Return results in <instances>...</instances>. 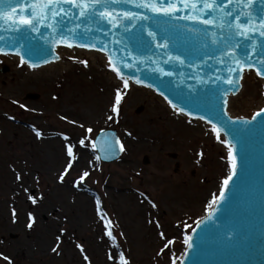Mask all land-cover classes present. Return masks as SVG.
<instances>
[{
	"label": "rangeland",
	"instance_id": "1",
	"mask_svg": "<svg viewBox=\"0 0 264 264\" xmlns=\"http://www.w3.org/2000/svg\"><path fill=\"white\" fill-rule=\"evenodd\" d=\"M63 49L36 68L0 55V264H121V254L128 264H178L230 173L228 145L143 87L116 77L106 87L111 70L98 53ZM263 87L247 72L231 114L260 109ZM103 129L124 146L111 162L93 147Z\"/></svg>",
	"mask_w": 264,
	"mask_h": 264
},
{
	"label": "water",
	"instance_id": "2",
	"mask_svg": "<svg viewBox=\"0 0 264 264\" xmlns=\"http://www.w3.org/2000/svg\"><path fill=\"white\" fill-rule=\"evenodd\" d=\"M33 2L0 0V11L7 10L11 4L14 11L10 15L15 16L24 8L23 18L29 14L26 6ZM142 2L121 0L107 8L97 7L95 15L84 18L79 9L60 0L56 10L62 8L67 15L62 12L56 17L60 21L56 24L49 12L48 20L36 23L37 31L30 27L13 31L7 21H0V37L3 38L0 49L4 50L0 53L17 57L12 54L18 51L29 63L41 66L45 60H57V46L67 47V42L76 48L99 51L108 62L111 60L116 65L125 79L135 84L137 80L143 81L138 85L153 91L170 107L174 104L177 111L184 109L180 113L216 125L225 142L233 146L237 161L235 175L231 169L232 179L227 186L223 184L211 211L191 228V239L188 238L179 264H264V114L256 116L258 110L249 118L232 117L224 103L229 95L239 91L225 82L230 75L228 69L239 68L235 59L242 65L255 66L245 67L244 72L253 70L256 73V67L264 69L261 64L264 37L259 35L258 27L250 40L232 35L227 26L221 31L218 27L221 21L217 17H223L222 11H193L183 8L177 0L178 7L183 10L166 16L136 6ZM192 2L197 3L198 9L203 7V0ZM214 2L233 13L225 18L230 24L236 22L235 17L241 12L251 14L253 25L264 19V0H253L247 7L244 6L246 0L240 5L237 0H232L230 5L227 0ZM101 12L106 13L103 19L99 15ZM125 13L136 15L130 18ZM185 16L216 19L217 23L205 25L199 19H184ZM241 22L247 23V18L241 16ZM48 23L54 24L55 29L44 26ZM69 29L75 31V37L69 35ZM79 44L89 47H79ZM237 44L239 46L234 47ZM232 75L240 85L242 78ZM37 97V94L27 95L31 99ZM94 146L104 162H111L121 154L114 129L100 131ZM172 157L175 158V154Z\"/></svg>",
	"mask_w": 264,
	"mask_h": 264
},
{
	"label": "snow or ice",
	"instance_id": "3",
	"mask_svg": "<svg viewBox=\"0 0 264 264\" xmlns=\"http://www.w3.org/2000/svg\"><path fill=\"white\" fill-rule=\"evenodd\" d=\"M59 2L60 0H34V2L31 5L26 6L29 14L26 16H23V18L21 17V14L25 11V9L21 8L20 11L17 12L15 16H11L10 12L14 11V9H13V6L9 4L7 7V10L0 11V21H7L10 25H12L13 31L19 30L22 27H30L33 31H37V28L35 27L36 23L40 21L48 20L49 12H51L52 19L54 20H56V17H59L62 12L64 13L65 16L67 15V13L64 12V9L62 8L59 11L56 10V6L59 4ZM119 2H121V0H64V3H67L71 5L72 7L79 9L80 16L84 18H87L89 14L95 15L97 7L104 6L105 8H107L108 6H110V4H115ZM123 2H128V0H123ZM227 2L230 5L232 3V0H227ZM252 2L253 0H246V3H244V0H237L238 5L244 3L245 7L250 6ZM179 3L183 5V8H191L193 11L199 10L203 12L205 9L209 13L222 11L223 17H217V19L221 21L218 27L222 31L224 27L227 26L229 28V32L236 37H241V38L250 40L252 36L256 33L257 27L259 28V35L261 37H264V19H259L258 25H253L252 17L250 13L241 12L240 15H237L235 17L236 22L234 24H230L227 22L225 18L231 17L233 13L230 11H227L224 7L220 6L219 4H216L214 0H203V7L200 9L197 8V3H193L192 0H179ZM136 6L146 7L156 14H162L166 16L173 15L176 12L183 10L181 7H178L177 0H167V2H165V0H143L142 3H139ZM105 14H106L105 12H101L99 14L100 18L103 19L105 17ZM107 15L110 16L111 13L109 12L107 13ZM135 15H136L135 13H131V14L125 13V16H129L130 18H135ZM241 16H245L247 18V23L241 22ZM189 18L199 19L198 17H189V16L184 17V19H189ZM199 22L205 25H216L217 20L216 19H212V20L199 19ZM59 23L60 21L56 20V24H59ZM44 26L55 29V25L52 23H48ZM77 27H79V25H77ZM69 35L72 37H75L76 33L73 29H69ZM149 35L151 36L152 33H149ZM0 39H3V38L0 37ZM66 46L69 48H72L74 45L71 42H67ZM78 46L79 47H89V45L87 44H79ZM238 46L239 45L237 44L234 47H238ZM92 47H94V45H92ZM3 51H4L3 49H0V52H3ZM16 55L20 56L21 64H27L30 68L38 67V65L29 63L28 61H26L24 57L20 54V52L17 51ZM55 59L58 60L59 56H56ZM177 59L179 60V57H177ZM78 62L81 64H84L85 66H87V63H88L86 60H80ZM180 62L183 63V61H180ZM44 63L47 64L49 63V61L45 60ZM109 63L111 64L113 71L116 72L120 80L123 81V87L127 89L129 87L128 80L124 78L123 74L116 67V65L111 62V60L109 61ZM234 63L239 65V68L237 69V68L230 67L228 69V72L230 73V75L228 76L225 82L230 87H232L234 90L238 91L240 87L239 81L235 79L232 74L239 75L242 78V73L244 72L245 67L251 69L255 66L253 64H247L246 66L242 65L238 59H235ZM261 64H264V61H261ZM255 71H256L257 76L264 78V69L256 67ZM136 83L142 84L143 81L137 80ZM147 86L152 87V85H147ZM161 95H163V93H161ZM165 99H167V97H165ZM121 101H122L121 92L119 89H117V91L114 93V102L112 106V111L114 113H117V114L119 113V106L121 104ZM168 102L169 104L172 103L170 100ZM224 103L227 104V100H225ZM172 107L176 108V105L173 104ZM178 111L183 112L184 109L180 108L178 109ZM261 114H264V108H261L260 111L256 113V116H259ZM108 119L111 120L113 119V117L108 116ZM209 123H211V121H209ZM244 123H248V121H244ZM212 127H213V131L216 133V139L219 140L221 143H225V141L221 140L220 129L216 125H213ZM87 131L90 133L92 129L89 128ZM129 135L131 134L129 133ZM36 136L40 137L41 133L37 131ZM84 144H85V141L81 139L80 145L83 146ZM120 148H121V151L124 150V146L122 144ZM228 149H229V157H230L231 166H232V175L234 176L235 169L237 167V161H236L235 153L233 151V146L230 143L228 144ZM67 156L69 158H74L72 146L67 147ZM97 159H100V157H97ZM70 166L71 165H69V167ZM87 175L88 173H84V176H87ZM17 179H20L19 175H17ZM61 179H63V177H61ZM81 179H83V177ZM231 179H232V176H229L228 179L224 181L225 186L228 185ZM221 199H223V197H221ZM33 203H35V200L33 201ZM97 204H99V201H97ZM28 227L31 228L32 223H29ZM108 235L111 237L112 236L111 232H109ZM190 239L191 238L189 237V241ZM187 242L188 241H186V243ZM189 246L191 245L189 244ZM55 250L56 249L54 248L53 251ZM85 259H87V257H85ZM120 261H121V264H128V261L124 258L123 254H121L120 256Z\"/></svg>",
	"mask_w": 264,
	"mask_h": 264
},
{
	"label": "bare ground",
	"instance_id": "4",
	"mask_svg": "<svg viewBox=\"0 0 264 264\" xmlns=\"http://www.w3.org/2000/svg\"><path fill=\"white\" fill-rule=\"evenodd\" d=\"M64 50L65 49H63L61 46H57V54L58 55H60V54H62L63 52H64ZM76 50V52H86V51H82V50H78L77 51V49H75ZM86 53H88V54H90L91 52H86ZM98 55L100 56V58L102 59V61H105V69H107V68H109V65H108V63H107V61H106V58L103 56V54H101V53H98ZM6 58H8V59H18V58H16V57H13V56H8V57H6ZM51 64H49V66H50ZM28 68H30V67H28ZM91 72V71H90ZM94 72V70L92 71V73ZM108 72V71H107ZM112 72V71H111ZM111 72H108L107 74H106V83H104V85L107 87V86H112L113 85V87H117V84L116 83H113L112 84V82H114L113 81V78H115V75L113 74V73H111ZM92 73H90V74H92ZM250 73H252V72H250ZM247 74V72H244V74H243V77H242V81L243 82H241V85H242V83H244V79H245V75ZM262 82H263V85H264V81L263 80H261ZM108 83V84H107ZM129 85H132V84H130L129 83ZM264 88V87H263ZM115 92V90H113V92L111 93V92H106V96H105V98L106 99H109V98H112L113 97V93ZM240 92H241V90H240ZM240 92L238 93V94H240ZM237 94V95H238ZM231 97H233V96H229V98H228V101H227V104H226V111L229 113V114H231V112H230V108H229V101H230V98ZM260 104V106L259 107H261V106H264V99L259 103ZM258 107V108H259ZM232 116H233V114H231ZM234 117H236V116H234ZM143 138H145L144 136H136V137H134L133 138V141H138V140H140V141H142V140H144ZM229 150V149H228Z\"/></svg>",
	"mask_w": 264,
	"mask_h": 264
}]
</instances>
